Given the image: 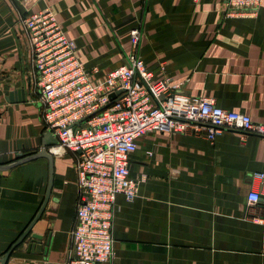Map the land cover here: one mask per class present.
Segmentation results:
<instances>
[{"label": "crops", "instance_id": "obj_1", "mask_svg": "<svg viewBox=\"0 0 264 264\" xmlns=\"http://www.w3.org/2000/svg\"><path fill=\"white\" fill-rule=\"evenodd\" d=\"M50 8L94 76L125 62L138 26V53L157 80L213 98L264 123V0L257 14L227 17L223 0H0V164L41 148V104L30 85L29 47L19 20ZM20 90H23L24 97ZM10 93L12 95L10 96ZM129 161L137 196H116L115 264H264V220L247 194L261 193L264 136L227 129L201 134L149 132ZM53 155V187L30 235L6 264H64L78 195L75 156ZM49 179L47 158L0 170V258L38 212Z\"/></svg>", "mask_w": 264, "mask_h": 264}, {"label": "built area", "instance_id": "obj_2", "mask_svg": "<svg viewBox=\"0 0 264 264\" xmlns=\"http://www.w3.org/2000/svg\"><path fill=\"white\" fill-rule=\"evenodd\" d=\"M260 2L223 0L222 11L227 17L253 16ZM19 24L45 130L58 141L53 147L75 156L76 215L64 264H115L116 196L123 194L128 201L137 196L129 161L142 135L189 133L214 141L225 130L236 129L264 136V123L250 115L220 107L210 97L186 94L166 74L154 80L138 53V26L130 30L132 48L125 62L96 77L84 67L76 42L65 35L50 8L21 18ZM252 176L264 183V172ZM261 198L255 189L247 194L256 221L264 220V212L254 210Z\"/></svg>", "mask_w": 264, "mask_h": 264}, {"label": "water", "instance_id": "obj_3", "mask_svg": "<svg viewBox=\"0 0 264 264\" xmlns=\"http://www.w3.org/2000/svg\"><path fill=\"white\" fill-rule=\"evenodd\" d=\"M20 92L22 93L23 97H24V91L20 90ZM121 92V91H119ZM12 95V93H10V96ZM114 94L111 95V97H113ZM86 119V118H85ZM79 122H76V124H78ZM58 143L56 137L52 134V132L47 129L45 130L44 134H43V140H42V145L41 148L36 151V152H32V153H27V154H19L16 156V158L10 162L7 163H2L0 164V170H6V169H10L18 164L21 163H25L27 161L33 160V159H37V158H47L48 162H49V179H48V185L46 188V192L44 195V199L41 203V206L38 210V212L36 213V215L34 216V218L32 219V221L29 223V225L26 227V229L23 231V233L17 238V240L15 242H13V244L8 248V250L5 252V254L0 258V264H6L7 260L10 256V254L12 253V251L14 250V248L20 244L22 241H24L29 235H30V239H31V243H30V247L34 246V244L37 242V240L41 239V235L37 234V233H32V227L33 225L37 222V220L41 217L47 203L48 200L50 198L51 195V190L53 187V155L50 152V148L55 146Z\"/></svg>", "mask_w": 264, "mask_h": 264}, {"label": "bare ground", "instance_id": "obj_4", "mask_svg": "<svg viewBox=\"0 0 264 264\" xmlns=\"http://www.w3.org/2000/svg\"><path fill=\"white\" fill-rule=\"evenodd\" d=\"M51 152H52V154H56V153H59L60 152V149L59 148H56V147H53L51 149Z\"/></svg>", "mask_w": 264, "mask_h": 264}]
</instances>
